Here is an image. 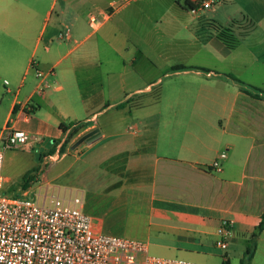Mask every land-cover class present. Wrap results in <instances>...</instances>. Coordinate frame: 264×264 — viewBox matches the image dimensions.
I'll use <instances>...</instances> for the list:
<instances>
[{"label": "crops", "instance_id": "1", "mask_svg": "<svg viewBox=\"0 0 264 264\" xmlns=\"http://www.w3.org/2000/svg\"><path fill=\"white\" fill-rule=\"evenodd\" d=\"M140 1L0 0V93L5 95L0 106L7 104L0 132L6 125L26 133L34 129L43 139L57 141L58 149L67 135L60 124H84L75 137L97 130L75 159L86 166L83 173L98 179L105 193L101 202L121 224L117 235L97 222L102 233L134 237L129 239L144 242L152 256L239 264L264 211V0L215 1L231 8L226 25L235 35L253 27L232 50L215 38L203 11L197 14L201 0H142L139 6ZM112 5L121 6L91 30L87 14ZM169 13L190 14L197 23L167 21ZM180 26L188 37L167 48L165 31ZM85 28L91 30L86 35ZM117 31L132 42L133 57L148 53L163 67H186L171 72L178 79L167 88L172 102L164 101L161 86L157 103H143L141 97L161 85V78L136 87L137 97H103L98 39H111ZM133 65L131 60L128 66ZM35 71L47 84L42 95L34 93ZM224 75L260 92L246 94ZM108 89L117 92L116 85ZM129 98L143 104L137 111H147L131 117L127 106L117 109ZM27 99L34 104L29 117ZM101 104L116 111L113 119L96 121ZM127 120L136 121V132H122ZM215 160L219 171L210 169ZM82 211L87 214L84 203ZM224 219L234 222V233L221 250L216 230ZM263 235L264 229L249 264H264Z\"/></svg>", "mask_w": 264, "mask_h": 264}, {"label": "rangeland", "instance_id": "2", "mask_svg": "<svg viewBox=\"0 0 264 264\" xmlns=\"http://www.w3.org/2000/svg\"><path fill=\"white\" fill-rule=\"evenodd\" d=\"M143 3L144 2L141 0L137 5L142 6ZM104 11H107L109 14L113 12L110 8ZM201 11H203L202 13L204 16L209 19L208 22L219 27H228L226 25L227 17L233 15L231 8H222L218 4H214L208 9L199 10L197 14H200ZM234 16L237 17L238 14H235ZM197 19L198 18L191 17L190 14L169 13L166 15L167 21L182 24L187 22V24L193 26L196 25ZM90 31L89 28H85L84 35L88 34ZM102 31L103 30L101 29L98 33L101 34ZM98 33L97 37L99 35ZM187 33L188 31L184 29L183 26L167 29L165 31L166 47H171L173 49V47H175L174 44H176L178 40L184 39L185 36L188 37ZM257 33H260L259 29ZM109 37L106 39H98L100 56L103 64V97L118 100L122 99L127 93H131V95L137 97L133 93L136 87L147 82H153L157 78H161L162 84H159L160 81L156 85L154 91H159L161 94L162 86L164 101L172 102L174 100V95H172L168 89L178 81V79L172 75V70L169 67H163L161 63L156 62L151 54L147 53L144 57H133L132 42L127 40L123 31L115 32V36L111 39H108ZM107 42L111 44L112 49L107 45ZM127 47L128 49H126ZM198 59H200V55L198 56ZM131 60L134 61V65L128 66V63L131 62ZM208 60L209 64H214L216 62L212 59ZM106 71H108L110 75L106 76ZM165 73H167V75H164ZM114 85L117 87L116 94L109 92L108 89ZM4 96V93L1 92L0 98ZM153 96V93L145 94L143 97V103L146 104L153 102ZM103 108L104 104H101V106L96 109L100 111L95 116L96 121L98 122L110 118L113 119L114 114H116L114 109ZM6 110L7 104L4 101L0 106V118L4 116ZM131 111V117H135L143 112L145 113L147 110L137 111V108H133ZM127 121L123 125L122 132H136V121ZM27 134L31 139L28 140L24 146L18 149H8L3 153L2 175L7 179L3 185L4 193L8 196L32 200L39 204L43 203L44 197L47 198L46 202L51 196H57L65 202L73 200L74 198H79L85 204V212L103 226L104 232L120 235L119 231L121 230V227H119V225L121 224L114 217L115 212H112L107 205H103V202H101V198L105 193L100 187L98 179H96L94 174L90 171L88 173H83L86 166L81 161L75 159V156L80 155V152L78 151L84 149L87 143L83 142L74 150H71L70 148L83 135L80 137H74L71 140H69L68 135L61 138V144H66L67 141H70L65 148L66 155L63 156L60 154L59 148L55 149L56 144H58L57 141L43 139L34 129L27 131ZM32 170H37L34 173L36 179L30 186L28 191L29 195L23 197V177L32 174ZM127 237L134 238L131 236ZM262 239L260 247H262L263 250L260 251H264V235L262 236ZM256 259H260V254L256 256Z\"/></svg>", "mask_w": 264, "mask_h": 264}, {"label": "built area", "instance_id": "3", "mask_svg": "<svg viewBox=\"0 0 264 264\" xmlns=\"http://www.w3.org/2000/svg\"><path fill=\"white\" fill-rule=\"evenodd\" d=\"M215 1L201 0L199 9H208ZM120 6L112 5L110 10L114 12ZM111 14L90 11L87 14L89 28L99 29ZM35 75L39 82L34 93L42 95L47 84L42 72L35 71ZM24 109L29 117L34 109L31 99L25 101ZM30 139L25 131L9 125L0 132V264H198L152 256L144 242L102 233L96 220L82 211L83 203L79 198L65 202L51 196L46 202L44 197L39 204L6 195L3 153L24 146ZM224 157L225 153L218 155L219 159ZM210 169L219 171V161L215 160ZM233 233L234 222L222 220L216 230V246L225 250Z\"/></svg>", "mask_w": 264, "mask_h": 264}, {"label": "trees", "instance_id": "4", "mask_svg": "<svg viewBox=\"0 0 264 264\" xmlns=\"http://www.w3.org/2000/svg\"><path fill=\"white\" fill-rule=\"evenodd\" d=\"M207 25L211 26L210 28L214 31L215 38L217 40H219L228 50L234 49L238 44L239 38L246 36L248 33H250L253 30L252 25H248L238 35H235L232 31V28H230V27L223 28V27L216 26L210 22H207ZM185 68L186 67H184L182 65H176V66L171 67V70L177 71V70L185 69ZM202 70L205 72H209V70H207V69H202ZM224 76L226 78H228L229 80H231L232 82L236 83L239 86V89L246 94L253 95L254 97H257V95H254L253 93L260 92L259 89L246 86L243 82H241L239 79H237L233 75H224ZM151 93L154 94L153 103H157L158 99H159V95H160L159 91L153 90ZM143 97H141V98L143 99ZM125 106H127L128 109H133V108H141L143 106V104L138 99L135 100V99L129 98L124 104L118 105L117 109H122ZM58 128L61 131V133H63V134L66 133L68 135L69 140H71L75 136H77V134L84 128V124H82V123H69L67 125L60 124L58 126ZM69 142L70 141H67L66 144L63 143L60 145V147H59L60 154H63L65 152V148L67 147ZM36 171L37 170H32L31 171L32 174L25 175L23 177V181H22L23 190L28 189L31 186V184L35 181L36 176L34 173ZM263 229H264V211H263L262 215L260 216V221H259V224L257 225L255 231L249 237V241H248V245L246 247L244 258L240 261L239 264H249V262L253 256L256 240L259 237V235L261 234V232L263 231Z\"/></svg>", "mask_w": 264, "mask_h": 264}, {"label": "water", "instance_id": "5", "mask_svg": "<svg viewBox=\"0 0 264 264\" xmlns=\"http://www.w3.org/2000/svg\"><path fill=\"white\" fill-rule=\"evenodd\" d=\"M97 134V130H92L89 131L88 133H86L85 135H83L82 137H80L72 146L71 149L74 150L75 148H77L80 144H82L83 142H87L89 140H91L94 135Z\"/></svg>", "mask_w": 264, "mask_h": 264}]
</instances>
